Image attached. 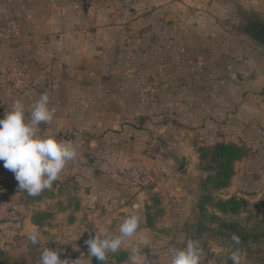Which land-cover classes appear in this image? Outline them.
<instances>
[{"label": "rangeland", "instance_id": "1", "mask_svg": "<svg viewBox=\"0 0 264 264\" xmlns=\"http://www.w3.org/2000/svg\"><path fill=\"white\" fill-rule=\"evenodd\" d=\"M58 1L63 8L79 6L82 11L100 12L103 23H111L112 31L138 34L142 39L154 25L148 17L155 21L162 15L160 6L152 8V0ZM244 2L264 4V0H234V7L227 9L225 0H166L171 44L182 53L178 57L181 68L193 75L189 82L214 76L200 67L214 64V15L224 26L230 25L228 20L236 19L238 6ZM234 32L236 37L249 39L236 28ZM112 56L107 57L112 64L106 71H16L22 88H15L7 76L9 90L0 87V119L16 100L28 106L47 91L53 120L40 125L42 133L74 141L79 152L52 188L38 196L20 190L14 173L0 161V264H34L44 247L61 250L65 258L87 257L85 241L97 233L102 237L119 234V226L132 214L133 205L141 217L137 236L126 240L117 253H110L106 262L93 257L91 264H119L126 258L121 264H131L130 248L143 238L149 240L146 246L141 245L148 264H168L169 249L184 247L188 238L200 241L201 264H233L229 259L235 247L231 236L239 232L260 236L249 250L242 249L241 264H264V168L248 167L254 153L236 144L234 136L214 134V99L204 97L206 88L198 89L197 98L183 94L181 102L171 93L167 112L162 110V117L152 120L153 109L145 110V104L141 105L144 109L135 108L141 89L137 82L145 76H138L131 65L135 64L133 56L124 57L123 65L117 66ZM209 88L214 90V85ZM197 102L211 110L207 118L180 116L183 107L178 104ZM137 129L139 134L133 132ZM223 145L241 147L245 157L229 162V171L233 170L229 184L217 188L220 166L227 167V160L217 150ZM188 164H193L198 174L197 203L175 177L176 171ZM106 192L117 197V202L105 200L102 194ZM3 197L9 198L8 205H3ZM206 198L205 210L200 212L199 203ZM231 198L245 199L246 207L238 214H224L214 207L218 200ZM213 214L219 220H214ZM221 221L234 227L225 229ZM33 230L41 233L36 245L27 238Z\"/></svg>", "mask_w": 264, "mask_h": 264}, {"label": "crops", "instance_id": "2", "mask_svg": "<svg viewBox=\"0 0 264 264\" xmlns=\"http://www.w3.org/2000/svg\"><path fill=\"white\" fill-rule=\"evenodd\" d=\"M225 3L227 9L234 7V0H225ZM151 4L152 8L160 6L162 15L155 21L154 17H148L154 25L145 36L142 35L146 39H142L138 34H123L122 27H119V33L112 31L111 23L101 20L100 12L82 11L79 6L63 8L64 4L58 0H0V87L9 90L5 79L6 76L11 78L10 72L106 71L107 65L112 64V60L108 62V55H113L116 66L123 65L124 57L132 55L135 64L131 65L138 76L139 73L145 76L137 82V88L141 89L135 108L144 109L141 105L145 104V110L153 109L152 114L155 113L151 119L157 120L156 117H162V110L167 112L171 93L177 94L181 102L183 94L197 98L198 89L206 88L208 92H202L204 97L214 99V134L234 136L236 144L254 153L247 162L248 167L264 168V46L246 35L249 39L236 37L232 25L234 19L224 26L214 15V64L200 66L214 72V76L189 82L193 75L186 73V67L181 68L178 57L182 53L180 49L175 51L171 44V19L165 17L169 9L166 0H152ZM240 6L264 17L263 2H244ZM213 85L214 90L209 88ZM190 89L192 91H188ZM178 105L183 107L180 116L189 119L207 118L211 112L198 102L196 105ZM133 132L139 134L138 129ZM102 195L105 200L112 198L117 202L112 193ZM8 202L9 198H2L3 205ZM80 258L81 264L92 263L88 256L71 257L72 260Z\"/></svg>", "mask_w": 264, "mask_h": 264}, {"label": "clouds", "instance_id": "3", "mask_svg": "<svg viewBox=\"0 0 264 264\" xmlns=\"http://www.w3.org/2000/svg\"><path fill=\"white\" fill-rule=\"evenodd\" d=\"M50 96L43 92L39 99L26 106L23 100H16L0 119V161L3 167L14 173L19 189L29 196H38L45 190H50L53 183L78 155V145L71 140L57 139L55 135L42 133L41 124L53 120L50 109ZM136 205L132 206V214L125 217L115 235L101 236L97 233L85 241L88 246V256L99 262H106L110 253L121 250L126 240L137 236L141 217L136 214ZM28 240L36 245L41 239V233L33 230L28 234ZM234 250L229 259L233 264H241L242 249L240 237L231 236ZM149 240L143 238L133 245L129 251L131 264H148L141 245H147ZM61 250L44 247L41 250L38 264H81V258H60ZM168 264H201L203 248L197 239L188 238L182 248L169 249Z\"/></svg>", "mask_w": 264, "mask_h": 264}, {"label": "trees", "instance_id": "4", "mask_svg": "<svg viewBox=\"0 0 264 264\" xmlns=\"http://www.w3.org/2000/svg\"><path fill=\"white\" fill-rule=\"evenodd\" d=\"M217 150L219 152L218 155L219 156L221 155L225 161L227 160L226 161L227 167L223 168V166L221 165L219 173L217 174V179H218L217 188H221L228 186L229 184L228 181L231 179L233 175V170H231V172L229 171L231 168V166H229V162L232 164V162L238 161L239 159L245 156V153L241 147L236 145L219 146ZM213 200L214 199L211 197V204H210L211 206ZM206 201L207 198L202 203H199L200 212L205 210L204 205L206 204ZM246 204L247 202L245 199L231 198L227 201L218 200L216 203H214V207L219 209L224 214H238L244 207H246ZM214 220H219V217L214 215ZM221 223L225 229H232L234 227V225H228L223 221H221ZM236 235H238L241 240V244L239 245V247L246 251L249 250L250 248L249 246L260 241V236L257 233L239 232L236 233ZM120 261L122 262L123 260ZM30 262H32V260Z\"/></svg>", "mask_w": 264, "mask_h": 264}, {"label": "water", "instance_id": "5", "mask_svg": "<svg viewBox=\"0 0 264 264\" xmlns=\"http://www.w3.org/2000/svg\"><path fill=\"white\" fill-rule=\"evenodd\" d=\"M232 25L253 41L264 46V17L257 12H249L239 5ZM175 177L181 181L182 187L191 193L194 203H197L198 174L194 171V165L188 164L182 170L176 171Z\"/></svg>", "mask_w": 264, "mask_h": 264}, {"label": "built area", "instance_id": "6", "mask_svg": "<svg viewBox=\"0 0 264 264\" xmlns=\"http://www.w3.org/2000/svg\"><path fill=\"white\" fill-rule=\"evenodd\" d=\"M14 74H15V73H13L12 76H11V78H10V80H11V81L13 82V84H14V87H15V88H22V87H20V85L22 84L21 81H20L19 79H16ZM60 258H61V259H64L62 254H60ZM38 261H39V260H37L34 264H38Z\"/></svg>", "mask_w": 264, "mask_h": 264}]
</instances>
